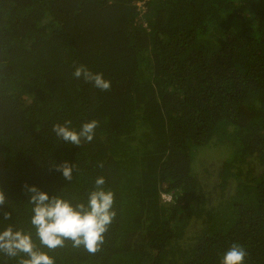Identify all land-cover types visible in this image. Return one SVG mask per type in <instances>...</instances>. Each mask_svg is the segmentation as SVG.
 Instances as JSON below:
<instances>
[{
	"label": "trees",
	"instance_id": "16d2710c",
	"mask_svg": "<svg viewBox=\"0 0 264 264\" xmlns=\"http://www.w3.org/2000/svg\"><path fill=\"white\" fill-rule=\"evenodd\" d=\"M93 119L81 146L52 132ZM206 147L224 158L213 183ZM100 176L117 211L100 249L41 245L25 185L86 203ZM0 188V230L56 264H221L233 242L264 264V0H0Z\"/></svg>",
	"mask_w": 264,
	"mask_h": 264
},
{
	"label": "clouds",
	"instance_id": "9594fccd",
	"mask_svg": "<svg viewBox=\"0 0 264 264\" xmlns=\"http://www.w3.org/2000/svg\"><path fill=\"white\" fill-rule=\"evenodd\" d=\"M73 77L82 78L85 83L91 82L101 91H108L112 86L111 80L106 79L102 72H93L83 64L75 67ZM71 123V120L63 124L54 123L52 132L62 141L76 146H81L82 142L90 143L99 125V121L93 119L84 122L77 130L70 126ZM51 167L60 172L67 181H71L76 165L68 161L59 164L53 161ZM105 183V177H97L87 202L80 201L75 204L63 196L49 195L35 184H26L25 193L29 196V203L33 205L30 222L36 229L40 244L54 250L63 247L66 241H71L74 248L83 246L88 253H96L117 215L114 207L115 194L103 187ZM6 201L5 191L0 188V206L5 205ZM11 215L10 211H5L3 219L10 220ZM0 252L8 257L18 258L17 264H56L55 257L36 247L30 232L14 229L11 225L0 230ZM248 255L242 244L233 242L222 253L221 264H245Z\"/></svg>",
	"mask_w": 264,
	"mask_h": 264
},
{
	"label": "rangeland",
	"instance_id": "374dc122",
	"mask_svg": "<svg viewBox=\"0 0 264 264\" xmlns=\"http://www.w3.org/2000/svg\"><path fill=\"white\" fill-rule=\"evenodd\" d=\"M220 148H204L203 150L200 151V155L197 158L196 164L197 167H200V173L201 177L204 182H210L213 183L215 180L217 168L222 165L223 162V156ZM208 159V161H205ZM212 160V161H211ZM205 161V166L203 165V162ZM214 167H213V166ZM207 166V167H206Z\"/></svg>",
	"mask_w": 264,
	"mask_h": 264
},
{
	"label": "built area",
	"instance_id": "2783aa9c",
	"mask_svg": "<svg viewBox=\"0 0 264 264\" xmlns=\"http://www.w3.org/2000/svg\"><path fill=\"white\" fill-rule=\"evenodd\" d=\"M164 197L170 199L171 196L169 194H164Z\"/></svg>",
	"mask_w": 264,
	"mask_h": 264
}]
</instances>
